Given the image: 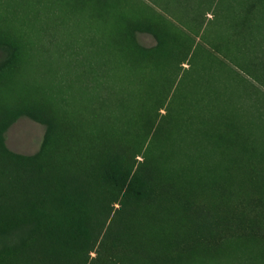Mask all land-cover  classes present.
I'll list each match as a JSON object with an SVG mask.
<instances>
[{
  "label": "rangeland",
  "instance_id": "374dc122",
  "mask_svg": "<svg viewBox=\"0 0 264 264\" xmlns=\"http://www.w3.org/2000/svg\"><path fill=\"white\" fill-rule=\"evenodd\" d=\"M0 264H264V0H0Z\"/></svg>",
  "mask_w": 264,
  "mask_h": 264
}]
</instances>
